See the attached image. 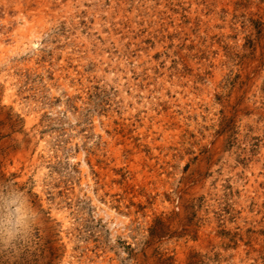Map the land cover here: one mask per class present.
Segmentation results:
<instances>
[{"label":"rangeland","instance_id":"rangeland-1","mask_svg":"<svg viewBox=\"0 0 264 264\" xmlns=\"http://www.w3.org/2000/svg\"><path fill=\"white\" fill-rule=\"evenodd\" d=\"M0 264H264V0H0Z\"/></svg>","mask_w":264,"mask_h":264}]
</instances>
